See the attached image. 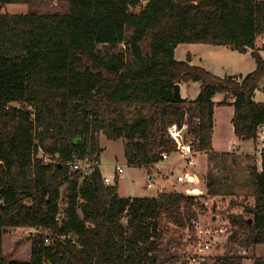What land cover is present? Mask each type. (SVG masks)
<instances>
[{"label": "trees", "instance_id": "obj_1", "mask_svg": "<svg viewBox=\"0 0 264 264\" xmlns=\"http://www.w3.org/2000/svg\"><path fill=\"white\" fill-rule=\"evenodd\" d=\"M263 34L264 0H68L66 11H0V264H181L189 258L178 251L185 230L195 226L201 195L121 196L100 166L85 176L67 163L87 156L100 163L103 133L125 138L129 165L149 167L176 148L167 130L175 122L188 123L197 150L213 151L217 105L232 104L236 137L255 142L264 123V102L254 100L264 82L256 45ZM182 43L250 51L256 68L220 76L192 64L189 54L178 60ZM190 81L200 82L198 96L176 99V84ZM218 92L234 102H216ZM40 148L57 161L45 163ZM251 179L254 203H241L249 217L230 215L236 229L229 242L246 247L264 244V149ZM33 227L42 233L27 240L28 259L14 257L20 241L6 253L8 229ZM246 258L227 253L207 264ZM252 260L264 264V257Z\"/></svg>", "mask_w": 264, "mask_h": 264}, {"label": "rangeland", "instance_id": "obj_2", "mask_svg": "<svg viewBox=\"0 0 264 264\" xmlns=\"http://www.w3.org/2000/svg\"><path fill=\"white\" fill-rule=\"evenodd\" d=\"M68 8V0H31L30 3H11L0 5L1 12L10 13H27L36 11L39 13L66 11ZM264 46V34L259 36L257 42ZM181 44L177 47L176 56L185 58L188 51L199 53L207 63L213 61L216 74L224 76L225 74H243L251 72L256 65V60L251 52L246 53L232 50L227 46H214L207 43ZM123 48L119 45L118 49ZM193 48V49H192ZM113 49V48H112ZM197 51V52H196ZM200 82L191 81L183 86L182 95L194 99L200 92ZM264 98V92L259 94ZM12 105L32 109L29 104L13 103ZM231 110L230 107L218 108L216 113L215 136L222 138L224 146L232 144V128L231 125ZM188 129V128H187ZM214 134V133H213ZM188 140L193 142V134L187 133ZM258 139L252 143H244L240 148L235 145L229 151H200L195 158V166L192 170L184 168L185 163H177L173 161L174 153L169 152L172 159L164 164V168H159L154 164L147 168L141 166L129 165L125 156V138L118 140H110L103 133L100 134V145L104 148L100 155V169L103 176H116V167L124 166L125 172L117 179L112 181L113 184H118L119 193L123 196L145 194L154 196L160 191L154 185L148 188L146 185L147 174L152 172L155 176L156 184L161 182H169L175 179V176L186 171L190 176H195L193 181L179 183L176 179L170 185L165 186V192H184L198 194L199 206H197V223L190 229L185 230V240L193 237L191 242L182 243L179 251L183 255H188L189 258L183 259L181 264L192 263V256L196 253L204 240H209L212 236L213 247L210 252V263L215 257L224 254L245 255L247 257L243 264H253L254 256L264 257V244L251 245L249 247L242 246L229 242L232 229H236L230 222L231 214H240L243 217H249L241 206L242 202L254 203V187L251 179V167L258 166L257 153H248L246 150L259 151ZM261 154V153H260ZM262 155V154H261ZM169 161V160H167ZM176 163L177 165H173ZM173 169V173L169 174V170ZM169 174V175H168ZM171 178V180H170ZM65 189V188H64ZM65 197H63L64 199ZM174 229V225L170 224ZM212 230V233L206 231L203 237H198V227ZM198 228V229H197ZM223 231H222V230ZM206 230V229H205ZM33 235L27 229L23 232H18L16 229H8L4 236V247L6 253H11L15 249L17 242L21 245L15 250L14 257L28 259L30 257L31 245L26 243ZM231 246V247H230ZM184 258V257H183Z\"/></svg>", "mask_w": 264, "mask_h": 264}, {"label": "built area", "instance_id": "obj_3", "mask_svg": "<svg viewBox=\"0 0 264 264\" xmlns=\"http://www.w3.org/2000/svg\"><path fill=\"white\" fill-rule=\"evenodd\" d=\"M187 128H188L187 122H184L182 125H179L178 123L175 122V123L170 124L168 126L167 130H168L171 138L176 143V148L173 150V153H174V156H173L174 160L173 161H175L177 163L183 162V163H185L184 168L192 170L195 166V158L200 153V151L195 148L192 140H188ZM257 139L259 141V143H258L259 144V152L262 154V151L264 149V123L261 124L258 128ZM38 156L41 157L45 163L56 162L57 158H58L57 157L58 155L47 154L41 148L39 149ZM171 159H172V157H170V154L167 152H164L162 154V159L155 164L158 165L161 161H167V160H171ZM67 165L70 167L71 171L79 170L83 175L86 176V175L91 174L94 171L96 166H100V163L92 160L90 157L87 156L83 159L76 158L74 161H69L67 163ZM186 171H181L175 176V179L179 183H183V182H187V181H193V179L195 178L196 175L190 176L189 173H187ZM124 172H125L124 166L118 165L116 167V176L115 177L103 176L105 183L106 184H113L112 181L114 179L118 178V176L123 174ZM154 179H155V176L153 175L152 172L149 171L147 174V180H146L147 185L146 186L148 188H151L155 185L157 187L158 191H160L159 193L165 192V185L162 183L156 184ZM190 194H191V192H190ZM1 203H2V200H0V204ZM65 205H66L65 202L62 200L60 202V213L58 214V217H57L58 219L60 218L61 214L63 213ZM194 223H197V221H194ZM197 227H198V225H197ZM29 231H30L31 235H33V236L42 233L41 228H38V227L30 228ZM206 231L212 233V230L200 227L198 229V237L202 238L203 234ZM210 236H211V238H209V240H204L202 245L199 247L198 251L196 253H194V255L191 258L192 263L207 264L211 260L210 252H211L212 247H213V241H212L213 235H210ZM44 242H45V244H50L52 242L50 235H48V234L44 235Z\"/></svg>", "mask_w": 264, "mask_h": 264}, {"label": "crops", "instance_id": "obj_4", "mask_svg": "<svg viewBox=\"0 0 264 264\" xmlns=\"http://www.w3.org/2000/svg\"><path fill=\"white\" fill-rule=\"evenodd\" d=\"M182 44H186V45H188V44H191L192 46H194L193 44L194 43H182ZM181 44H179L178 46H180ZM185 45V46H186ZM212 45V44H211ZM256 45H257V47L259 48V50H260V52H261V54L263 55V57H264V46L263 45H259V43H256ZM177 46V47H178ZM214 46H216V45H214ZM218 46V45H217ZM177 47H176V49H175V57L178 59V60H185V59H187V56H188V54L191 56V63L192 64H197V65H202V66H204V67H206L207 69H209V70H211L213 73H215L216 74V71H215V68H214V66H213V61H211V60H209L207 63L205 62V60H204V58L203 57H201V55H198L199 53H195V52H193V51H188L187 52V56L185 57V58H178L177 56H176V50H177ZM193 49V48H192ZM197 52V51H196ZM215 62V61H214ZM255 68H256V65H255ZM254 68V69H255ZM253 69V70H254ZM219 75V74H218ZM225 75H234V74H229V73H227V74H225ZM235 75H237V74H235ZM243 75V74H242ZM220 76H222V75H220ZM191 82V81H190ZM190 82H187V83H180V85H181V96L183 97V98H186V99H191V98H188V97H186V96H184V95H182V89H183V86L184 85H186V84H189ZM261 92H264V82L256 89V91H255V94H254V100L255 101H258V102H264V98H262V97H260L259 96V94L261 93ZM216 102H218V101H222V100H224V99H227V101H229V102H234V98L232 97V96H230L228 93H225V92H218V93H216L215 94V96H214V98H213ZM222 107H230V110H231V121H232V118H233V115H234V106L232 105V104H229V105H222V106H220V105H217L216 107H215V112H214V121H215V126H214V134H213V147H214V151H217V150H222L223 152L224 151H229V149L230 148H234V146L235 145H238V148H240L239 146H241V147H243L242 145L244 144V143H247V142H250V143H252L253 142V140L252 139H250V140H240V139H238L237 137H236V135H235V132H234V125L232 124L231 125V128H232V135H233V137H232V144H230L229 146H224V143L222 142V138L220 139V138H218V137H216L215 136V132H216V130H215V127H216V113H217V110H218V108H222ZM242 144V145H241ZM244 148V147H243ZM242 148V149H243ZM241 148H240V150H242ZM246 152H248V153H253V154H256L257 153V156H258V166H259V168H261V161H262V155L260 154V152L259 151H252V150H246ZM174 160V159H173ZM166 162H170L171 163V161L169 160V161H161L159 164H158V166H159V168H161V167H163L164 168V164L166 163ZM173 165H177V164H175V163H173ZM145 168H147V167H145ZM173 169H170L169 170V174H171V173H173ZM168 174V175H169ZM103 175V174H102ZM113 177V176H112ZM119 177V176H118ZM170 180H171V178H170ZM175 179H173V180H171L170 182H169V184H167V182H161L162 184H164L165 186L166 185H170L171 184V182H173ZM190 192H193V191H190ZM120 194V193H119ZM121 195V194H120ZM157 195V194H156ZM121 196H123V195H121ZM133 196H145V194H138V195H130V197H133ZM253 263V262H252Z\"/></svg>", "mask_w": 264, "mask_h": 264}, {"label": "water", "instance_id": "obj_5", "mask_svg": "<svg viewBox=\"0 0 264 264\" xmlns=\"http://www.w3.org/2000/svg\"><path fill=\"white\" fill-rule=\"evenodd\" d=\"M174 96L176 99H179L181 97V85H180V83H177L175 86Z\"/></svg>", "mask_w": 264, "mask_h": 264}]
</instances>
